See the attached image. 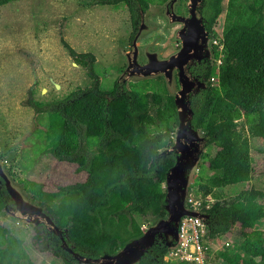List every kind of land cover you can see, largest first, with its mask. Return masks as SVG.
Returning <instances> with one entry per match:
<instances>
[{"label": "trees", "instance_id": "16d2710c", "mask_svg": "<svg viewBox=\"0 0 264 264\" xmlns=\"http://www.w3.org/2000/svg\"><path fill=\"white\" fill-rule=\"evenodd\" d=\"M11 1L15 0H0V6ZM119 1L101 3L117 7ZM133 1L124 0L131 18L135 2L145 11L149 4L161 5L167 0ZM200 12L209 38L218 43L212 56L223 59L217 67L215 61L206 63V86L189 100L190 125L207 137L201 158L208 173L197 175L195 181L197 194H210L214 199L205 210L206 235L208 239L221 238L233 225H241L238 237L223 248L229 264H264V231L255 228L256 215L264 211L263 192L243 188L221 200L214 193L250 179L253 168L248 136L264 141V0H202ZM221 13L223 24L216 33L213 25ZM62 44L76 62L86 65L89 53H75ZM214 75L215 82L211 80ZM155 83L143 88L134 84L109 100L88 91L77 96L69 92L49 102L29 101L45 119L43 137L51 156L75 164V171L84 172L85 178L52 189L24 179L22 188L52 217L66 244L86 258H96L103 251L114 254L139 237L142 229L135 215H165L163 184L174 154L159 155L172 143L166 142L160 126L168 122L176 126L177 115L172 96L163 98L160 83ZM11 203L0 178V209ZM35 230L36 240L47 243L54 256L65 264L76 262L60 247L58 236L43 228ZM167 250L162 240L155 239L137 264H178L164 259ZM254 253H260V262ZM0 264H35L23 241L3 225Z\"/></svg>", "mask_w": 264, "mask_h": 264}, {"label": "rangeland", "instance_id": "374dc122", "mask_svg": "<svg viewBox=\"0 0 264 264\" xmlns=\"http://www.w3.org/2000/svg\"><path fill=\"white\" fill-rule=\"evenodd\" d=\"M167 2L165 6L149 4L148 10L139 14L140 23L132 36V40L137 43L136 53H143L145 58L144 63H140L136 54L134 61L139 65L158 58L167 59V54L173 49V35L179 22L176 15L173 20L166 15ZM177 2L178 0L173 5ZM223 4L225 5V1ZM223 19L224 13H221L213 25L216 33H220ZM131 33L130 12L123 4L112 7L100 4L99 0H15L0 6V168L27 201L31 202L21 185L24 179L37 181L45 188L52 189L56 185L82 181L85 178L84 172L75 171V164L58 161L51 156L43 137L45 119L29 103L32 100L49 102L61 99L77 88L88 86L90 80L86 75V68L75 63L62 41L75 53H93L95 64L110 74L107 76L112 79L118 73L117 65L124 60L127 65L126 53L130 50L132 40L129 45L128 40ZM209 45L206 41L205 47L208 48ZM208 55L207 51L201 57ZM222 61V57H218L214 65L217 67ZM166 67L163 72L153 70L147 74L150 76L145 77L133 76L142 75L135 72L122 81L128 86V82L140 79L135 87L143 88L148 85V80L141 79L164 74ZM168 78L170 79V75ZM165 81L167 92L175 95L172 81ZM156 124L157 121L151 126L152 130ZM160 128L165 132L166 142L172 141L176 126L168 122ZM243 129L245 131V125ZM248 141L253 168L250 179L216 189L214 193L221 200L235 195L243 188L252 187L263 192L264 208V141L249 136ZM208 152L212 153L213 149ZM206 173L207 164L200 156L191 171L187 192L197 194L196 176ZM157 218L159 217L135 215L142 230L152 225ZM0 225L8 227L14 236L23 241L35 264H65L34 237L35 227L39 230L43 227L32 226L14 218L3 209H0ZM241 228V225H233L220 240H235ZM255 228L264 231V211L256 215ZM253 256L260 262V253H254ZM238 257L236 255V259ZM213 262L229 264L224 249L218 255H213Z\"/></svg>", "mask_w": 264, "mask_h": 264}, {"label": "water", "instance_id": "95a60500", "mask_svg": "<svg viewBox=\"0 0 264 264\" xmlns=\"http://www.w3.org/2000/svg\"><path fill=\"white\" fill-rule=\"evenodd\" d=\"M175 0L169 1V8L166 10V15L170 20L174 19L172 4ZM189 18L183 19L180 16L175 17L177 21H184L185 32L180 35L182 40V48L167 59L149 60V62L139 65L134 61L136 57V44L131 41L130 50L126 53L127 65L124 69V74L119 79L124 80L131 74L140 73L142 75L133 76H150L147 74L163 72L165 66L172 63L177 57H185L190 60L192 57L199 59L201 53H206L204 49L205 42L208 40L207 31L202 24L201 7L202 0H187ZM141 14V9H139ZM195 45V49L199 50L196 54L191 47ZM203 50V51H202ZM202 51V52H201ZM164 77L169 80L167 69L164 72ZM179 88L174 95L173 102L177 115V125L175 136L172 143L167 148L159 151V155L172 152L174 154V163L168 168L164 178V198L162 208L165 211L163 217H159L156 221L142 230V234L120 247L114 254H109L103 251L96 258H86L72 250L62 237V230L54 223L44 208L40 207L31 198V202L27 201L21 193L13 186L7 176L0 168V178L3 182L4 189L9 195L12 203L5 205L3 210L14 218L30 223L32 226H42L47 232L58 236L61 240V248L69 252L77 263L83 262L87 264H137L140 257L153 244L155 239H162L167 249L173 248L177 244V227L180 217L184 215L196 216L205 221L207 214L194 211L185 207L184 201L187 197L188 182L191 177V171L197 164L205 144L207 137L198 129H193L190 125L192 110L190 107L189 93H195L199 88H204L203 83L192 80L183 69L180 68Z\"/></svg>", "mask_w": 264, "mask_h": 264}, {"label": "flooded vegetation", "instance_id": "af4514ba", "mask_svg": "<svg viewBox=\"0 0 264 264\" xmlns=\"http://www.w3.org/2000/svg\"><path fill=\"white\" fill-rule=\"evenodd\" d=\"M101 1L102 0H99L100 4L108 5L106 3H101ZM127 1L134 4L133 0H127ZM175 1L173 2V4L175 3ZM166 2L163 3L164 6L166 5ZM167 3L168 4L166 6L165 12L169 8L168 7L169 6V2H167ZM119 4L125 5L124 4V0H120L118 2V5ZM173 4H172L171 8H172V11L174 12V15H176L175 17L180 16L183 19H188L189 18L187 0H180V1L178 0L176 5H173ZM125 7H126V5H125ZM133 9H134L135 15H134L133 18H131V15H130L132 33H131V37L128 40V45H129L130 40H132V36H134V33L136 32L137 27H138V25L140 23L139 5L136 2H135V6L133 7ZM146 10H148V8ZM145 11L141 10V13H144ZM201 16H202V13H201ZM178 22H179L178 26L175 27L176 30L174 29L175 31H174V35H173V44H172V48L173 49L171 50L170 53L167 54L169 56L174 54V53H177L182 48V40L180 38V35H183V32H185V26H184V21L183 20L178 21ZM202 24L204 26V18H203V16H202ZM207 36H208V33H207ZM212 39L213 38H209V36H208L207 43L210 44V45L208 46V48L204 46V49L209 52V55L207 57L203 56V57H200L199 59H196L195 58L196 56H195V57H192L188 61L186 60V62H185V57H177L172 63H170L166 67L167 70L170 71V72L167 71V73L169 72V75H170V79H169L170 82L169 81L168 82L171 83V81H172L174 90L177 91L178 88H179L178 75H179L180 68L183 69L184 72L192 80L197 81L199 83H203L204 86H206V83L204 81V75H205L204 69L207 67L206 63H210L211 62L212 65H213L214 61L217 58V57L214 58L212 56V48L214 46V44L211 42ZM191 49H192V51L194 53H196V54L199 53V50L195 49V45L193 47H191ZM148 51H149V49L147 50V52ZM86 53H88V52H86ZM149 53H151V52H149ZM203 53L204 52H202L201 55ZM137 54H138L137 55L138 56L137 60L140 59L139 60L140 63H144V60H145L144 54L143 53H141L142 55H139V53H137ZM89 55L90 56L86 59L87 62H86L85 66L82 63H78V62L75 61L76 64L86 68V75L88 76V78L90 80L88 86H86L84 88H77L76 90L71 91V92L74 93L75 96H77L78 94L80 95V94H82L84 92L90 91V92H92L95 95L103 96L106 100H109L113 96H117V95H121V94L123 95L126 91L131 89V86H133L136 82L140 81V79H139V80H136L135 82H128V86H127V83L125 81L119 80L120 76L124 75L123 74V70H124L125 65H126L125 64V60H124V62L122 64L117 65L116 68H117V72L118 73L116 74V77H114L112 79H109L107 75H110V74H107V72H105L104 70L100 69V67H98L95 64V56L93 55V53L89 52ZM157 60H159V58ZM141 80H144V81L148 80V85H152V83L154 84L155 82H159L160 85L158 86V89H160L159 91H160V94L162 95V97L166 98L168 96H172V99L174 98V95H173L174 93L173 94L168 93L166 88H165V86L167 85L165 80H167V79L164 77V74H157V76L154 77V78H149L148 77V78H144V79H141ZM119 81H121V83H119ZM154 85H156V83ZM129 86H130V88H129ZM156 87H157V85L154 86V88H156ZM199 89H202V88H199ZM199 89L197 90V92L199 91ZM145 92L146 93H150L151 89H146ZM197 92L189 93V100H190V97L195 95ZM59 240H60V238H59ZM39 242L42 243V239H39ZM44 245H46L48 247L47 243H44ZM60 247H61V240H60ZM51 254H52V252H51ZM55 257H57V256H55ZM71 263L72 264H78L77 262H74V261H71Z\"/></svg>", "mask_w": 264, "mask_h": 264}, {"label": "built area", "instance_id": "2783aa9c", "mask_svg": "<svg viewBox=\"0 0 264 264\" xmlns=\"http://www.w3.org/2000/svg\"><path fill=\"white\" fill-rule=\"evenodd\" d=\"M211 42L215 45L217 43L215 39ZM211 80L215 82V75L211 77ZM213 201L210 194L202 196L188 192L184 205L194 211L205 213ZM206 233L205 221L199 217L191 215L180 217L177 227V244L167 250L164 259L178 264H214L213 255H218L229 241L226 238L221 241L220 237L208 239Z\"/></svg>", "mask_w": 264, "mask_h": 264}]
</instances>
